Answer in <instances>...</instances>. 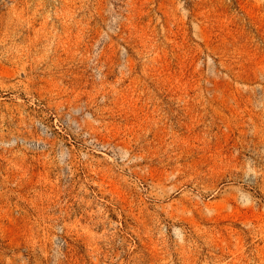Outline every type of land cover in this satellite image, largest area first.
Listing matches in <instances>:
<instances>
[{"label": "rangeland", "instance_id": "374dc122", "mask_svg": "<svg viewBox=\"0 0 264 264\" xmlns=\"http://www.w3.org/2000/svg\"><path fill=\"white\" fill-rule=\"evenodd\" d=\"M0 264H264V0H0Z\"/></svg>", "mask_w": 264, "mask_h": 264}]
</instances>
